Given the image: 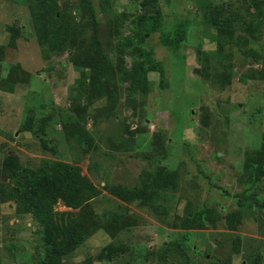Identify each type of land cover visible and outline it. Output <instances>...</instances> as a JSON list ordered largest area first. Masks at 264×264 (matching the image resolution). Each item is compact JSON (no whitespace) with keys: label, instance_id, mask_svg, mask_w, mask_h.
Returning <instances> with one entry per match:
<instances>
[{"label":"rangeland","instance_id":"1","mask_svg":"<svg viewBox=\"0 0 264 264\" xmlns=\"http://www.w3.org/2000/svg\"><path fill=\"white\" fill-rule=\"evenodd\" d=\"M143 2L0 0V170L8 154L21 172L60 161L92 183L86 238L63 264H264V207L254 199H264V176L255 180L264 158V0ZM44 10L51 26L62 19L55 41L37 29ZM157 12L166 29L187 22L179 48L159 32L127 45L138 18ZM139 47L164 69L148 71L146 92H132L127 73L142 61ZM101 53L106 79L93 63ZM160 165L172 169L171 184L146 203L118 195ZM0 178V264H43L42 219L17 200L10 174ZM54 209L59 220L80 212L61 200ZM109 245L122 251L102 258Z\"/></svg>","mask_w":264,"mask_h":264},{"label":"trees","instance_id":"2","mask_svg":"<svg viewBox=\"0 0 264 264\" xmlns=\"http://www.w3.org/2000/svg\"><path fill=\"white\" fill-rule=\"evenodd\" d=\"M151 1L153 0H144L142 5L147 6ZM34 9L36 10V8ZM53 12L51 10L50 13L55 17L56 14ZM46 13H48L47 10H44L36 14L37 29L40 37L45 38V36H48L53 41L57 38V34L63 30L64 26L61 18L60 31L58 27L51 26L50 15ZM164 21V16L161 12H157L154 15L141 16L138 18L134 34L125 39L128 43L127 45L133 48L143 45L146 42L145 38L150 37L155 32H159L161 43L170 49L177 50L181 42L187 37V22L181 20L173 29H166ZM214 23L219 29L223 27L219 23L218 18H214ZM222 36L224 35L222 34ZM136 53L137 55L140 54L142 61L134 63V65L136 64L134 66L135 71L132 69L133 71L128 72L127 70L128 76L132 77L130 89L133 90L132 92H136L137 89H144L143 92H146V89L149 88L146 84L148 82V71L155 69L154 67L156 66L158 67L156 70H160L162 75H164V69L162 64L153 58L152 49L145 50L139 47L137 50L135 49L134 54L136 55ZM94 59V57H89L90 62H93ZM93 63L100 67L99 73L102 77L106 79L111 76L109 74L112 71L105 54L101 53L98 56V61ZM23 128L25 130L33 129L30 124H24ZM42 142L44 147L49 145V141L45 139ZM21 171L18 168L16 157L14 158L13 155L8 154L3 161L0 174L11 175L12 179L16 181L15 195L17 200L27 203L33 213L42 219L45 242L47 244V252L43 264H63V258L72 254L86 238L88 216L84 196H90L94 187L92 188V183L83 177L77 168L66 162L54 161L47 169H26L24 172ZM171 172L172 169L168 165H160L152 172L151 178L141 188L130 187L122 190L118 195L122 198L127 196L129 200L139 199L141 202L146 203L151 193L163 190L171 184ZM263 176L264 158L255 167V180H260ZM4 191L5 184L0 178V196L3 195ZM254 199L259 207H264V199L260 197ZM60 200L68 207L79 209L78 216L59 220L54 208ZM194 218L191 224H187L188 227H196L195 221H197V217ZM104 251L106 253L100 256L112 259L114 255L122 250L120 247L109 245Z\"/></svg>","mask_w":264,"mask_h":264}]
</instances>
